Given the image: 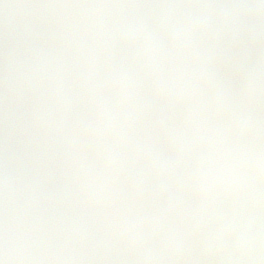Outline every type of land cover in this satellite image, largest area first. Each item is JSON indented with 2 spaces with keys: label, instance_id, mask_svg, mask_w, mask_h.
I'll return each mask as SVG.
<instances>
[{
  "label": "rangeland",
  "instance_id": "obj_1",
  "mask_svg": "<svg viewBox=\"0 0 264 264\" xmlns=\"http://www.w3.org/2000/svg\"><path fill=\"white\" fill-rule=\"evenodd\" d=\"M208 1L0 0V152L29 172L28 185L0 202V264H62L49 254L50 233L64 230L63 201L46 189L56 176L76 212L100 210L96 222L112 228L126 220L129 194L166 201L175 211L168 229L182 240L172 264H238L232 239L198 226L226 219L238 188L264 203V0ZM223 30L242 39L227 44ZM131 47L145 53L138 65ZM222 135L230 157L216 144ZM59 140L70 147L62 160L50 155ZM196 145L210 165L171 203L177 187L159 167ZM112 165L119 182L104 177Z\"/></svg>",
  "mask_w": 264,
  "mask_h": 264
},
{
  "label": "flooded vegetation",
  "instance_id": "obj_2",
  "mask_svg": "<svg viewBox=\"0 0 264 264\" xmlns=\"http://www.w3.org/2000/svg\"><path fill=\"white\" fill-rule=\"evenodd\" d=\"M232 143V141L228 142L225 136L219 139L218 145L224 146L227 157L232 155ZM190 148L191 147L188 146L184 150ZM183 153L187 154L189 152L185 151ZM238 154L239 153H237V155ZM200 175L201 173H198L191 179H188L182 194H178V198L187 192L189 181ZM200 186L202 185H199V187ZM180 187L178 188L182 190ZM192 190L194 189L192 188ZM144 194L148 193L145 191ZM134 200V197L131 196V199L127 202V206H125L128 211V213L126 212V220L115 223L113 228L108 224L101 225L99 222L90 224L89 227H87V223L85 222V211L82 213L80 211L82 216L77 219L78 222L67 223L69 222V219H67L65 222L66 235L63 236L61 244L57 248L52 244V251H49L52 262H54L53 258H55L57 261H62V264H117V255L119 249L123 245L140 242L144 254H148L168 237L176 239L179 250L178 255L173 258L177 259L182 249L181 236L176 233L178 232L177 230L174 232V228L168 229L170 218L175 211L170 208L167 209L163 202L156 204L144 202L143 204H139ZM259 207L264 217V203L259 202ZM106 209H111V207H107ZM178 211L181 212V209L178 208ZM97 213L99 212L95 214ZM121 213L123 214V212ZM101 214L102 212H100V215ZM117 214L118 211H116V215ZM221 220H219V222ZM224 221L225 218H223V221L220 223L211 224L203 220L200 222L198 230L205 231L208 228V230L210 229L213 231L215 229L218 230V235L228 237ZM163 250L166 251L165 248ZM171 261L172 258H170L169 264H172ZM154 264L159 263H156V260H154Z\"/></svg>",
  "mask_w": 264,
  "mask_h": 264
},
{
  "label": "water",
  "instance_id": "obj_3",
  "mask_svg": "<svg viewBox=\"0 0 264 264\" xmlns=\"http://www.w3.org/2000/svg\"><path fill=\"white\" fill-rule=\"evenodd\" d=\"M133 60L137 62L143 56L139 49L130 51ZM261 101H264V94H259ZM69 113L71 117H78L79 104L74 95L69 96ZM219 130L227 129L225 124L218 125ZM68 149L64 142H57L52 151L63 156ZM209 160L202 148L198 147L192 156H176L170 163L169 175L173 180L183 182L197 171L208 166ZM184 169V170H183ZM109 176L116 178V168L109 169ZM27 183V173L23 167L14 165L7 156L0 154V199L6 193ZM51 191L62 196L65 183L58 178L52 181ZM234 209L230 218L229 228L237 239V249L243 264H264V220L261 218L253 200L242 191L236 193L234 199ZM167 253L162 259V264H168L169 257L176 252L174 245L166 243ZM129 246L120 251V256L124 254L123 264H150L146 261L138 260L136 257L129 261ZM165 261V262H164Z\"/></svg>",
  "mask_w": 264,
  "mask_h": 264
}]
</instances>
